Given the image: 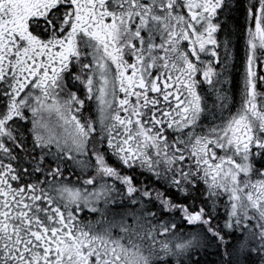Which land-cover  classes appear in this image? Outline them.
Masks as SVG:
<instances>
[{"label":"snow or ice","instance_id":"1","mask_svg":"<svg viewBox=\"0 0 264 264\" xmlns=\"http://www.w3.org/2000/svg\"><path fill=\"white\" fill-rule=\"evenodd\" d=\"M0 264H264V0H0Z\"/></svg>","mask_w":264,"mask_h":264}]
</instances>
